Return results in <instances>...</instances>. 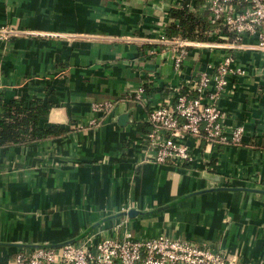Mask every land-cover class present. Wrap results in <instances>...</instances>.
I'll use <instances>...</instances> for the list:
<instances>
[{"label": "crops", "instance_id": "0c3cea01", "mask_svg": "<svg viewBox=\"0 0 264 264\" xmlns=\"http://www.w3.org/2000/svg\"><path fill=\"white\" fill-rule=\"evenodd\" d=\"M176 0H0V116L13 99L42 100L44 140L0 146V263L25 246L77 240L85 233L166 234L209 241L243 264H264V51L259 36L234 49L193 47L184 75L171 52L150 54ZM232 52L245 73L219 101L239 144L189 136L193 161H146L151 108L184 77L210 71ZM145 86L142 99L130 93ZM110 101L109 111L95 110ZM129 113L123 124L120 116ZM97 119L98 125L90 126ZM154 153V151H153ZM131 209L138 212L123 214Z\"/></svg>", "mask_w": 264, "mask_h": 264}, {"label": "built area", "instance_id": "2783aa9c", "mask_svg": "<svg viewBox=\"0 0 264 264\" xmlns=\"http://www.w3.org/2000/svg\"><path fill=\"white\" fill-rule=\"evenodd\" d=\"M175 5H179L176 0ZM214 28L209 39L169 37L165 31L152 41L150 54L171 52L175 69L182 75L185 62L193 47L234 49L243 45L247 37L258 35L259 48L264 51V0H204L196 8ZM39 34L13 27H0V38L18 33ZM245 69L235 64L232 52L225 54L212 70H200L194 77H184V86L174 89L166 100L151 108L152 125L144 139L146 161L173 167L193 161L189 136L205 135L211 143L239 144L243 127L229 132L224 125L225 112L219 107L220 99L230 92L231 77H240ZM137 99L145 94L143 83L133 88ZM112 102H98L95 110L109 111ZM94 119L90 126L98 125ZM154 151V153H153ZM234 180V179H233ZM123 223L115 225L114 235L87 234L77 242L57 247L23 249L16 253L10 264H243L237 254L215 246L209 241H194L166 234L134 237L129 230L122 231ZM4 264V263H0Z\"/></svg>", "mask_w": 264, "mask_h": 264}, {"label": "trees", "instance_id": "16d2710c", "mask_svg": "<svg viewBox=\"0 0 264 264\" xmlns=\"http://www.w3.org/2000/svg\"><path fill=\"white\" fill-rule=\"evenodd\" d=\"M201 7L204 0H179L169 11L172 19L165 29L169 37L181 36L190 39L207 40L208 32L214 26L199 11L188 9L190 3ZM49 111L48 104L42 100L13 99L0 116V146L6 144L31 143L64 133L68 128L54 124L48 128L40 126V119Z\"/></svg>", "mask_w": 264, "mask_h": 264}, {"label": "water", "instance_id": "95a60500", "mask_svg": "<svg viewBox=\"0 0 264 264\" xmlns=\"http://www.w3.org/2000/svg\"><path fill=\"white\" fill-rule=\"evenodd\" d=\"M128 120H129V113H123L120 116V122L121 123L125 124ZM227 180H228L227 184L229 185V187H228L229 189H247V190H253V191H258V192H264V187H260V186H255V187H235L233 179H227ZM137 212L138 211L136 209H131L130 211H126L123 214L133 216ZM87 234H89V233H85L81 237H79L77 240H73V241H65L63 243L32 244V245H29V246L22 247L20 250L37 248V247H57V246H62V245H65L67 243L77 242V241L81 240L82 238H84Z\"/></svg>", "mask_w": 264, "mask_h": 264}]
</instances>
